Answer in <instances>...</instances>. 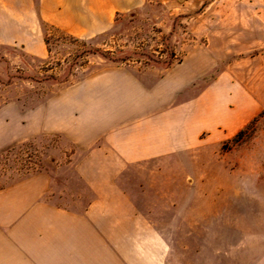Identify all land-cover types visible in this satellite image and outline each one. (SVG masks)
Instances as JSON below:
<instances>
[{
  "label": "rangeland",
  "instance_id": "374dc122",
  "mask_svg": "<svg viewBox=\"0 0 264 264\" xmlns=\"http://www.w3.org/2000/svg\"><path fill=\"white\" fill-rule=\"evenodd\" d=\"M55 1L0 0V190L69 177L109 72L129 69L177 83L167 120L196 99L214 116L127 169L126 186L149 190L166 264H264V0H65L75 11L56 19Z\"/></svg>",
  "mask_w": 264,
  "mask_h": 264
},
{
  "label": "crops",
  "instance_id": "0c3cea01",
  "mask_svg": "<svg viewBox=\"0 0 264 264\" xmlns=\"http://www.w3.org/2000/svg\"><path fill=\"white\" fill-rule=\"evenodd\" d=\"M55 4L52 18L75 11ZM108 75L118 81L103 84L109 98L79 126L69 177L42 172L0 190V264H166L168 241L144 212L149 190L126 186L127 169L181 147L173 132L195 142L214 116L196 99L167 120L177 83L148 86L129 69Z\"/></svg>",
  "mask_w": 264,
  "mask_h": 264
}]
</instances>
